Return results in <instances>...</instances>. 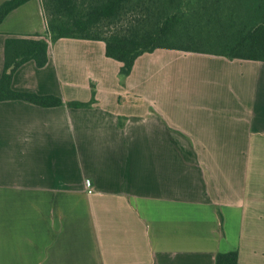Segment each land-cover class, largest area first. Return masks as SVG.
<instances>
[{
	"label": "crops",
	"instance_id": "obj_1",
	"mask_svg": "<svg viewBox=\"0 0 264 264\" xmlns=\"http://www.w3.org/2000/svg\"><path fill=\"white\" fill-rule=\"evenodd\" d=\"M45 33L40 0L11 11L0 76L8 36ZM120 66L101 41L59 38L44 67L14 72L13 91L62 104L0 102V264H214L230 251L264 264V62L161 49L126 77Z\"/></svg>",
	"mask_w": 264,
	"mask_h": 264
},
{
	"label": "trees",
	"instance_id": "obj_2",
	"mask_svg": "<svg viewBox=\"0 0 264 264\" xmlns=\"http://www.w3.org/2000/svg\"><path fill=\"white\" fill-rule=\"evenodd\" d=\"M29 0L0 4V23ZM44 36H8L4 41L0 102L18 100L40 107L62 101L11 89L14 72L32 61L42 68L49 42L59 38L101 41L107 58L121 64L122 77L135 60L155 50L206 54L228 60L264 62V0H40ZM78 108L83 104H69ZM220 220L221 215L217 212ZM214 264H239L236 251L217 253Z\"/></svg>",
	"mask_w": 264,
	"mask_h": 264
},
{
	"label": "built area",
	"instance_id": "obj_3",
	"mask_svg": "<svg viewBox=\"0 0 264 264\" xmlns=\"http://www.w3.org/2000/svg\"><path fill=\"white\" fill-rule=\"evenodd\" d=\"M86 184H88V181H86Z\"/></svg>",
	"mask_w": 264,
	"mask_h": 264
}]
</instances>
